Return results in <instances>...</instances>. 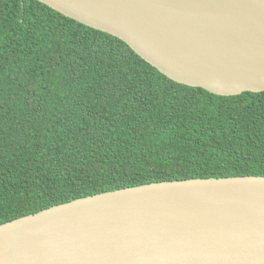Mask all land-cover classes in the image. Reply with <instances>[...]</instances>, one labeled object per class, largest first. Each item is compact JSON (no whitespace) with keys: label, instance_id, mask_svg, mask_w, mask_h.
I'll return each instance as SVG.
<instances>
[{"label":"trees","instance_id":"trees-1","mask_svg":"<svg viewBox=\"0 0 264 264\" xmlns=\"http://www.w3.org/2000/svg\"><path fill=\"white\" fill-rule=\"evenodd\" d=\"M264 176V91L178 83L38 0H0V224L152 182Z\"/></svg>","mask_w":264,"mask_h":264},{"label":"water","instance_id":"water-1","mask_svg":"<svg viewBox=\"0 0 264 264\" xmlns=\"http://www.w3.org/2000/svg\"><path fill=\"white\" fill-rule=\"evenodd\" d=\"M172 80L264 91V0H38ZM0 264H264V176L160 181L0 224Z\"/></svg>","mask_w":264,"mask_h":264}]
</instances>
